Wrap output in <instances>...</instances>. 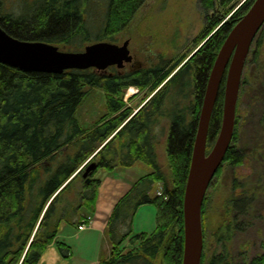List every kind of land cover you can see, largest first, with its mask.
I'll return each mask as SVG.
<instances>
[{
  "label": "trees",
  "instance_id": "obj_1",
  "mask_svg": "<svg viewBox=\"0 0 264 264\" xmlns=\"http://www.w3.org/2000/svg\"><path fill=\"white\" fill-rule=\"evenodd\" d=\"M146 1L107 0L102 22L92 32L86 23L84 0H39L34 3L31 16L26 9L19 15L13 14L5 7L4 0H0V25L23 41L56 46H72L77 39L83 44L116 43ZM238 1L204 0L209 11L217 4L230 8ZM252 2L244 3L184 64V59L172 64L162 60L148 70L116 71L112 77L95 69L69 70L61 75L25 73L0 64V264H39L51 245L64 258H71L72 248L57 237L64 223L81 226L90 222L96 212L101 184L100 179L94 178L97 172L131 168L138 162L152 171L135 182L115 207L108 225L111 255L100 264L183 263V205L208 78L230 31ZM257 39L261 48L264 27ZM250 66L249 55L246 67ZM95 87L106 92L108 113L84 130L76 113L89 90ZM130 87L150 94L161 88L135 113L122 97ZM225 89L226 75L211 118L207 152L213 148L220 131ZM261 94L264 98V89ZM165 121L169 124L167 167L160 163L158 155ZM261 124L263 134L264 114ZM236 142L234 134L216 177L225 165L243 163L244 155L235 146ZM259 143L262 157L264 135ZM92 157L98 170L87 184L86 179H81L84 172L81 168ZM157 186L161 191L153 195ZM206 198L202 210V264H264V254L252 259L243 255L236 258L230 255L226 245L221 246L220 254L208 257L204 226ZM247 201L241 197L233 202L240 215H249L252 203L248 208ZM145 205L157 207L156 230L134 235V218Z\"/></svg>",
  "mask_w": 264,
  "mask_h": 264
},
{
  "label": "rangeland",
  "instance_id": "obj_2",
  "mask_svg": "<svg viewBox=\"0 0 264 264\" xmlns=\"http://www.w3.org/2000/svg\"><path fill=\"white\" fill-rule=\"evenodd\" d=\"M36 1L39 0L22 2L4 0L5 7L13 14L19 15L26 9L29 16L35 10L33 5ZM247 1L239 0L234 7L230 8L217 4L213 11H209L204 0H147L128 29L118 37L116 44L130 41V49L135 57L134 68L141 65H157L162 60L172 64L184 59V64ZM106 2L107 0H91L87 3L84 0L86 23L92 32H95V28L102 22ZM214 25L217 27L212 28ZM211 28V34L208 35L207 32ZM89 44H83L77 39L72 46L58 47L62 51H71L82 49ZM260 54L264 56V42ZM252 69L251 66H245L236 110L234 134L237 135V142L235 146L244 155L243 163L225 166L213 181L206 196L204 226L208 257L220 254L223 245H226L230 255L236 258L243 255L247 259H252L264 254V159L262 158L264 154L261 157L262 149L259 148V141L264 135L261 130L264 114V98L261 97V91L264 89V72L256 73L254 76ZM122 97L128 107L136 113L149 100L151 94L146 90L139 91L136 87H130L123 92ZM107 113V94L103 89L95 87L89 90L79 106L76 118L84 130H89ZM164 127V135L158 146V155L160 163L167 167L168 121L164 122ZM145 171L150 173L152 169L138 162L132 174L140 178ZM106 172L105 169H100L94 178L100 179ZM81 179H83L82 176ZM159 191L161 187L157 186L153 195ZM241 197L248 200V208L251 207V211H248L249 215H240L239 210L234 208L233 202ZM249 203H252L251 206ZM242 206L243 204L240 203V207ZM156 214L157 207L154 205L141 207L134 218V235L153 233L157 227ZM229 228H232L231 231L228 230ZM65 233L59 235L60 241H64ZM220 240L223 241L221 244ZM68 242H74V240ZM92 253L86 255L85 261L77 252L75 257L69 260H72L71 264H91L94 257L88 256Z\"/></svg>",
  "mask_w": 264,
  "mask_h": 264
},
{
  "label": "water",
  "instance_id": "obj_3",
  "mask_svg": "<svg viewBox=\"0 0 264 264\" xmlns=\"http://www.w3.org/2000/svg\"><path fill=\"white\" fill-rule=\"evenodd\" d=\"M263 27L264 0H253L246 14L230 31L210 72L186 184L183 205L184 256L182 264H202L204 201L231 147L243 72L252 45ZM133 60L129 40L122 45L108 41L96 42L87 45L83 51L70 52L62 51L58 46L46 42L17 39L8 34L0 25V64L25 73L61 75L69 70L88 69L104 72L111 66L124 68ZM225 75L226 89L221 127L213 148L207 152L211 118ZM94 157L91 158L83 172V178L86 179L87 184H90L91 176L98 170L97 162L92 160ZM44 214L45 212L43 216Z\"/></svg>",
  "mask_w": 264,
  "mask_h": 264
},
{
  "label": "crops",
  "instance_id": "obj_4",
  "mask_svg": "<svg viewBox=\"0 0 264 264\" xmlns=\"http://www.w3.org/2000/svg\"><path fill=\"white\" fill-rule=\"evenodd\" d=\"M136 166L137 164L131 168H117L112 172L107 171L102 175L100 178L101 184L96 203V212L93 217L90 218V222L85 229L80 230L78 225L67 223L62 225L57 240L60 241L59 235L66 232L65 236H63L64 241H61L72 248V258L75 257V253L77 252L78 254L80 253L83 261H85L86 255L93 252L91 256H88L94 257L91 264H100L102 260L110 257L112 245L108 236V225L114 209L119 201L130 192L133 184L141 177L149 174V172L145 171V174L140 178L134 177L132 170H134ZM71 239L74 240V242H68L72 241ZM71 263L72 260L70 261L64 258L55 245H51L43 255L39 264Z\"/></svg>",
  "mask_w": 264,
  "mask_h": 264
},
{
  "label": "flooded vegetation",
  "instance_id": "obj_5",
  "mask_svg": "<svg viewBox=\"0 0 264 264\" xmlns=\"http://www.w3.org/2000/svg\"><path fill=\"white\" fill-rule=\"evenodd\" d=\"M260 40V39H259ZM259 40L257 39L253 45H252V48H251V51H250V56L252 58V70H253V75L256 76V73H260L262 74L264 72V56L262 54H260V51H261V48L258 46V43H259ZM119 44V43H117ZM122 45V44H120ZM131 54H132V51H131ZM133 55V54H132ZM134 56V55H133ZM134 61H135V57H134V60L132 63H129V64H126L124 68H118L117 66H111L109 67L106 71H104L103 73L109 77H112L114 75V73L117 71V72H132V71H137V72H140V71H144V70H148L150 69L152 66L154 65H150V66H146V65H141L137 68H134L133 65H134ZM259 67H262V69H260ZM264 75V74H263ZM264 77V76H263ZM161 88V87H160ZM159 88V89H160ZM158 89V90H159ZM127 90V89H126ZM157 90V91H158ZM139 91H143V90H140ZM156 91V92H157ZM155 93H152L151 94V97L149 98V100L140 108L142 109L149 101L150 99L156 94ZM227 166V165H225ZM254 258V257H253Z\"/></svg>",
  "mask_w": 264,
  "mask_h": 264
},
{
  "label": "built area",
  "instance_id": "obj_6",
  "mask_svg": "<svg viewBox=\"0 0 264 264\" xmlns=\"http://www.w3.org/2000/svg\"><path fill=\"white\" fill-rule=\"evenodd\" d=\"M85 228V226H80V229L83 230Z\"/></svg>",
  "mask_w": 264,
  "mask_h": 264
}]
</instances>
